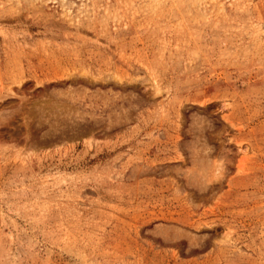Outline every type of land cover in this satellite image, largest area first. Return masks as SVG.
Masks as SVG:
<instances>
[{
    "label": "rangeland",
    "instance_id": "1",
    "mask_svg": "<svg viewBox=\"0 0 264 264\" xmlns=\"http://www.w3.org/2000/svg\"><path fill=\"white\" fill-rule=\"evenodd\" d=\"M0 264H264V0H0Z\"/></svg>",
    "mask_w": 264,
    "mask_h": 264
}]
</instances>
